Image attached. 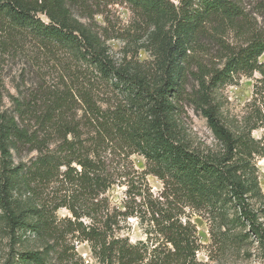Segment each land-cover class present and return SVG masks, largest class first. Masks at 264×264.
I'll use <instances>...</instances> for the list:
<instances>
[{"label":"trees","instance_id":"16d2710c","mask_svg":"<svg viewBox=\"0 0 264 264\" xmlns=\"http://www.w3.org/2000/svg\"><path fill=\"white\" fill-rule=\"evenodd\" d=\"M78 1L0 0L1 28L71 53L98 80L51 88L41 110L30 100H16L13 111L0 108V219L13 240L32 232L45 241L37 250L12 247L5 264H57L51 254L68 250L60 208L72 216L59 222L89 242L97 264H202L198 229L186 209L209 219L211 233L225 242L256 241L264 257L256 160L264 157V141L251 130H231L216 93L255 72L264 84V30L243 26L249 39L226 46L223 67L211 72L200 61L201 45L238 26L235 0H124L151 28L146 47L153 60L117 64L107 41L76 16ZM193 66L199 87L191 94ZM97 87L119 100L110 104ZM187 101L207 118L219 150L193 148L184 138L179 114ZM25 152L36 154L25 160ZM133 154L146 159L145 170L134 168ZM149 174L164 184L158 197ZM117 184L128 187L123 208L106 195ZM130 217L141 219L146 240L122 233Z\"/></svg>","mask_w":264,"mask_h":264},{"label":"rangeland","instance_id":"374dc122","mask_svg":"<svg viewBox=\"0 0 264 264\" xmlns=\"http://www.w3.org/2000/svg\"><path fill=\"white\" fill-rule=\"evenodd\" d=\"M235 1L239 4L242 13V20L238 26L226 32L222 39L210 37L202 42L199 57L208 71L212 72L215 68L223 67L226 46L239 47L246 43L250 32L243 26L264 30L262 11L264 0ZM72 9L84 24L107 41L110 54L117 64H125L130 60L139 62L153 60L146 47L151 28L142 21L132 5L124 0H79ZM2 26L4 25L0 23L1 110H16V100H30L35 102L33 106L37 110H41L44 107V100L48 98L46 94L51 88H74L82 80L89 79L98 84L95 71L86 70L71 53L54 48L24 33H18L16 30L1 28ZM261 59L264 60V55ZM192 68L194 73L189 74L188 78V90L191 94L199 87L195 73L198 67ZM260 78L261 74L258 72L251 76L242 75L232 82L221 84L216 93L223 122L235 133L251 130L254 138L264 141V84L259 82ZM97 88L96 92H99L100 88L106 91V94L101 91V98L110 104L119 100L118 95L113 91L106 90L105 87ZM81 112L78 111L79 115ZM179 117L183 124V136L193 148L220 149L221 145L207 118L193 102L187 101L183 104ZM35 154V152H25L23 158L28 160ZM131 160L136 170L146 169V159L142 155L133 154ZM256 160L260 185L264 192V157H257ZM147 182L154 197H158L163 192L164 184L155 175H147ZM127 188V185L117 184L106 195L113 205L123 208L127 199ZM186 214L191 217L198 229L201 248L197 256L202 264H264L262 251L256 241H245L239 246H234L230 241L225 242L219 234L217 236L211 233V221L204 215L190 209H186ZM57 215L60 231H67L64 247L68 250L52 253L51 260L57 264H97L89 242L78 238L77 232L68 231L59 222L61 218L71 217V212L67 208H60ZM122 226V233L129 236L132 242L147 239L145 225L141 223L140 218L130 217L122 223ZM19 235L20 238L13 240L0 219V264L6 263L12 247L24 251L42 249L45 246V241L32 232Z\"/></svg>","mask_w":264,"mask_h":264}]
</instances>
